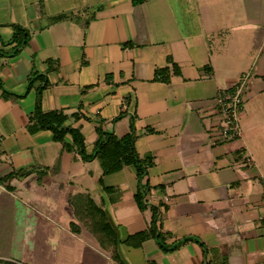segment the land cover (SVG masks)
Segmentation results:
<instances>
[{"label": "crops", "instance_id": "0c3cea01", "mask_svg": "<svg viewBox=\"0 0 264 264\" xmlns=\"http://www.w3.org/2000/svg\"><path fill=\"white\" fill-rule=\"evenodd\" d=\"M7 1L0 178L14 176L0 182V264H264V124L253 110L264 0ZM14 25L29 33L17 50ZM162 69L167 81L155 79ZM246 71V124L224 139L216 99ZM39 75L42 110L77 114L66 124L87 154L98 127L131 135L152 159L141 181L133 165L104 173L99 158L33 129ZM154 212L161 239L148 234Z\"/></svg>", "mask_w": 264, "mask_h": 264}, {"label": "trees", "instance_id": "16d2710c", "mask_svg": "<svg viewBox=\"0 0 264 264\" xmlns=\"http://www.w3.org/2000/svg\"><path fill=\"white\" fill-rule=\"evenodd\" d=\"M134 3H138L142 0H132ZM58 19V18H56ZM13 37L12 40L15 43L16 50L28 42L29 33L28 31L20 25L13 26ZM41 80H44L42 75L37 76ZM155 79L167 81L168 75H166V69L157 70L155 72ZM47 85V81L44 80V85L38 87L36 102L34 110L29 117L30 123H32L33 129H48L53 132L54 140L61 142L62 147L69 152L77 153L83 161H90L94 158H99L103 168V172H112L120 169L123 165H133L136 169V177L138 182L144 177L146 169L152 164V159L150 157H140L137 155L132 137L130 134H126L122 137H116L112 134L104 133L99 127L96 129L97 139L95 141L94 152L92 154H87L84 148L83 136L79 128H72L66 124L69 117L77 118V114L72 113L68 115L61 110L43 111L40 105V94L42 89ZM69 136L71 141L65 140V137ZM14 174L10 173L5 177L0 178V182H6L12 178ZM8 190H13V187L7 185ZM79 196V195H78ZM77 196V197H78ZM84 198L91 203L92 200H88L87 195ZM138 202L141 204V198L137 195ZM80 207L76 208L78 215L81 213ZM82 213H87L84 210ZM152 218V222L148 229V234L156 239H161L160 234L156 233L155 230V212ZM89 215V214H87ZM78 226L76 230L78 231ZM108 226L105 227V230ZM181 243L177 242L176 245ZM165 249H169L163 246ZM118 249V245L116 246Z\"/></svg>", "mask_w": 264, "mask_h": 264}, {"label": "built area", "instance_id": "2783aa9c", "mask_svg": "<svg viewBox=\"0 0 264 264\" xmlns=\"http://www.w3.org/2000/svg\"><path fill=\"white\" fill-rule=\"evenodd\" d=\"M242 77L234 86L220 90L216 99L218 110L222 114L219 130L224 139H235L241 135L239 113L249 73Z\"/></svg>", "mask_w": 264, "mask_h": 264}, {"label": "rangeland", "instance_id": "374dc122", "mask_svg": "<svg viewBox=\"0 0 264 264\" xmlns=\"http://www.w3.org/2000/svg\"><path fill=\"white\" fill-rule=\"evenodd\" d=\"M28 1L29 0H25V4L26 5H29L30 4ZM0 5L2 6V7H0V9H1L0 12H2L3 14L6 13V10H8V1L7 0H0ZM4 7H6V10L3 9ZM246 73H247V71L244 74H246ZM241 78H243V77L241 76L239 78V80ZM251 78L249 79V81H247V84L245 85V88L246 89H247V85L250 83ZM262 97L264 98V94L258 99L260 101L261 108L258 107L257 109L254 108L253 110L256 113L257 120H259V121L262 120V122L264 124V99ZM243 103H245V99L243 100ZM243 103H242V109H243V105H244ZM255 103H256V99L255 100H251L248 103H246L245 104V110L248 109V106H251L252 107V105H255ZM240 112H242V110ZM239 123H240L239 126L241 125V127L244 128V126L246 124V119L245 118H242V117L240 118V113H239ZM258 133H261L264 136V125L261 124V126H260V128L258 130Z\"/></svg>", "mask_w": 264, "mask_h": 264}]
</instances>
